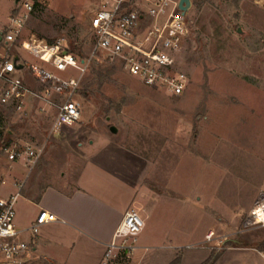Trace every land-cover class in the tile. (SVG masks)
I'll use <instances>...</instances> for the list:
<instances>
[{"label": "rangeland", "instance_id": "1", "mask_svg": "<svg viewBox=\"0 0 264 264\" xmlns=\"http://www.w3.org/2000/svg\"><path fill=\"white\" fill-rule=\"evenodd\" d=\"M28 1L34 11L17 43H0V60L25 65L14 77L37 92L34 67L77 79V70L57 73L21 43L60 44L87 59L94 45L90 20L102 0ZM256 1L191 0L186 19L192 35L178 55L189 84L179 97L145 86L120 61L98 55L73 96L81 121L58 139L49 138L56 108L47 102L29 100L23 113L0 106V187L14 164L28 179L49 153L54 164L40 170L46 175L90 158L150 193L139 212L144 230L135 243L128 240L135 253L119 255L114 264H173L177 258L205 264L212 254L220 256L215 264H264L256 249L264 243V226L244 227L264 194V9ZM16 2L0 0V34ZM15 144L21 154L26 144L45 147L30 171L25 159L11 162L6 155L5 147Z\"/></svg>", "mask_w": 264, "mask_h": 264}, {"label": "built area", "instance_id": "2", "mask_svg": "<svg viewBox=\"0 0 264 264\" xmlns=\"http://www.w3.org/2000/svg\"><path fill=\"white\" fill-rule=\"evenodd\" d=\"M180 0H102L100 8L90 20L94 45L87 59L64 50L60 44L49 45L43 40L31 39L21 43V48L57 73L72 68L79 72L77 79L63 80L45 67L32 68V79L42 89L32 90L24 78L14 77L18 72L14 61L0 60V106L12 108L23 113L29 100H43L47 106L56 108V116L50 129L49 138L58 139L66 126L81 121V111L73 96L79 91L81 83L96 56L104 55L118 60L125 71L151 89L164 90L179 97L189 84L186 74L178 68V55L192 32L186 16L179 10ZM256 5L264 9V0ZM16 10L9 17L1 43L11 47L21 38L25 22L34 11L28 0H17ZM18 64V63H17ZM19 65V64H18ZM23 69L26 67L22 65ZM67 96L64 98V95ZM54 97V101H51ZM64 98V99H63ZM49 99V100H48ZM61 103H57V100ZM56 101V102H55ZM45 109V108H44ZM3 128H0L2 131ZM45 147L25 145L23 154L16 144L5 147L11 162L25 159L34 166L43 154ZM28 166L29 171L31 170ZM25 180L18 181L15 192L9 198L0 199V264H35L30 243L19 239L23 232L16 229L15 209L22 197ZM264 226V194H260L247 216L245 228ZM39 223L30 228L31 236L38 233ZM145 227L144 220L135 210L128 211L111 243L107 246L104 264H114L119 255H133L136 247L128 245V240L136 238ZM214 234L208 235L211 240ZM264 259V252L260 253Z\"/></svg>", "mask_w": 264, "mask_h": 264}, {"label": "crops", "instance_id": "3", "mask_svg": "<svg viewBox=\"0 0 264 264\" xmlns=\"http://www.w3.org/2000/svg\"><path fill=\"white\" fill-rule=\"evenodd\" d=\"M50 154L40 163L39 172L25 177L15 209L16 229L23 232L19 239L33 247L35 264H104L107 246L124 215L130 210L139 213L151 201L150 193L136 187L125 173L86 157L46 175L41 166L54 164ZM24 169L14 164L7 172L0 199L14 194ZM38 223V233L31 236L30 228Z\"/></svg>", "mask_w": 264, "mask_h": 264}, {"label": "water", "instance_id": "4", "mask_svg": "<svg viewBox=\"0 0 264 264\" xmlns=\"http://www.w3.org/2000/svg\"><path fill=\"white\" fill-rule=\"evenodd\" d=\"M192 7V2L191 0H180L179 2V10L182 12L183 16H186L187 13L190 11ZM239 33H241V30L239 31ZM2 39L0 38V43H1ZM18 59H15L14 64L16 66V69L18 71L23 69L22 65H18ZM110 132L114 135H116L118 133V130L115 127H111L110 128Z\"/></svg>", "mask_w": 264, "mask_h": 264}, {"label": "trees", "instance_id": "5", "mask_svg": "<svg viewBox=\"0 0 264 264\" xmlns=\"http://www.w3.org/2000/svg\"><path fill=\"white\" fill-rule=\"evenodd\" d=\"M49 45H53L52 43H50ZM69 53H72L71 50H68ZM0 137H1V133H0ZM258 252H264V243L261 244L259 246V248H256ZM220 259V256L219 255H214L212 254L211 257L208 259V261L205 263V264H215L217 263V261ZM173 264H181V259L180 258H177L175 260V262Z\"/></svg>", "mask_w": 264, "mask_h": 264}]
</instances>
